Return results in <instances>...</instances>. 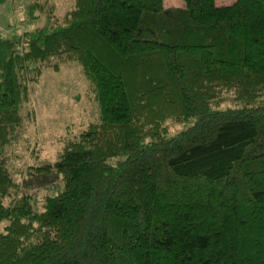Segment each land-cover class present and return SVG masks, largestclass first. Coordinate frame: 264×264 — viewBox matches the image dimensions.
Wrapping results in <instances>:
<instances>
[{
	"label": "trees",
	"instance_id": "obj_1",
	"mask_svg": "<svg viewBox=\"0 0 264 264\" xmlns=\"http://www.w3.org/2000/svg\"><path fill=\"white\" fill-rule=\"evenodd\" d=\"M76 3L0 36V264H264V0ZM71 59L99 120L36 167L60 177L39 208L8 151L29 82ZM167 85L188 124L144 127Z\"/></svg>",
	"mask_w": 264,
	"mask_h": 264
},
{
	"label": "rangeland",
	"instance_id": "obj_2",
	"mask_svg": "<svg viewBox=\"0 0 264 264\" xmlns=\"http://www.w3.org/2000/svg\"><path fill=\"white\" fill-rule=\"evenodd\" d=\"M233 1L217 0L218 4ZM165 3L183 5L184 0H165ZM77 6L76 0H0V36L22 38L27 31L64 23ZM29 88L30 100L23 108L22 135L9 149L8 162L15 171L19 193H34L40 208L45 196L53 193L50 181L57 182L60 177L50 178V173H38L36 167L54 160L67 141L78 138L97 122L99 111L92 84L79 60L62 61L58 69L43 64L38 78L29 82ZM177 95L167 85L160 89L155 103L147 101L149 115L143 120L144 127H166L169 132L185 127L188 122Z\"/></svg>",
	"mask_w": 264,
	"mask_h": 264
}]
</instances>
